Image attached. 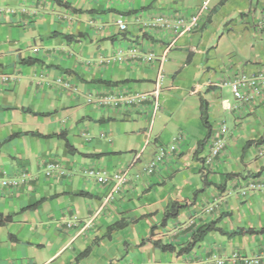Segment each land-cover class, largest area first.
Segmentation results:
<instances>
[{
	"label": "crops",
	"instance_id": "0c3cea01",
	"mask_svg": "<svg viewBox=\"0 0 264 264\" xmlns=\"http://www.w3.org/2000/svg\"><path fill=\"white\" fill-rule=\"evenodd\" d=\"M205 2L189 32L144 25L160 14L190 18ZM263 19L264 0H0V73L10 77L0 80V106L13 107L0 108V141L15 132L63 131L71 145L36 135L0 144V180L3 170L34 176L15 189L0 185V212L13 215L0 226V264H70L88 246L76 264H217L232 251L264 249V232L224 234L264 227V85L246 101L229 90L230 81L264 68ZM131 47L140 57L114 59ZM134 91L157 92L153 116L149 103L94 102ZM222 124L223 150L206 166ZM161 144L175 150L146 173ZM49 159L66 174L46 178L41 164ZM125 167L132 177L109 199L108 187L84 172ZM250 180L256 188L240 195ZM169 202L183 207L162 225ZM116 221L125 224L108 235ZM209 222L224 233L211 230L189 252H177ZM156 239L175 250L155 247L149 240Z\"/></svg>",
	"mask_w": 264,
	"mask_h": 264
},
{
	"label": "built area",
	"instance_id": "2783aa9c",
	"mask_svg": "<svg viewBox=\"0 0 264 264\" xmlns=\"http://www.w3.org/2000/svg\"><path fill=\"white\" fill-rule=\"evenodd\" d=\"M206 2L199 9L198 13L190 18H186L184 16H178L176 18H172L171 15L160 14L151 18L144 25L147 27H159V28H172L177 31V34H181L183 32L191 31L196 25L199 14L202 12V9L205 7ZM264 21V19L262 20ZM116 25L120 31L127 30V23L124 21L122 17L116 19ZM127 54L131 57L140 55L136 52L132 47L125 52L123 49L119 48L114 56L115 60L120 62H124L127 59ZM147 59H151V56H147ZM162 59V58H161ZM0 80L8 81L10 77L5 73H0ZM264 85V68L260 69L258 72L253 75H245L243 74L241 77L232 80L229 82V90L232 93L234 99L238 101H246L248 98L252 96L253 93H258L260 88ZM100 106L103 107H111V108H120V107H129V106H137L143 105L145 103H149L150 105V117L153 116L160 107V101L157 92H116V93H104L100 97L96 98L94 101ZM226 105L224 110L229 109L230 105L225 102ZM226 132L225 124H222L220 127V136L212 139L208 146V151L203 158L204 164L206 166H212L216 158L221 155L224 146V133ZM175 150V146L173 144H161L157 147L154 152L152 158L144 167V171L146 173L153 172L158 165H160L164 159L169 155L170 152ZM41 169L43 175L48 179H55L58 176H64L66 174V168L62 165V163L57 159H49L41 164ZM130 167H125L122 170L111 171L108 172L105 169L100 168H88L84 172L86 176L91 177L96 180V182L106 185L108 187V192L106 197L109 199L118 193L130 180L132 177V173L130 171ZM134 176H138V174H133ZM34 179V176L29 174L28 172H22L20 175L14 177H3L0 180V185L2 187L9 188H18L22 185H25L28 181ZM256 188V184L254 181L250 180L245 183L244 186L240 189L239 193L242 196L248 194L250 190ZM209 208L208 210H210ZM207 210V209H206ZM72 220L75 222L78 221L77 216H73ZM225 260H231L233 262H238L240 264H264V249L260 250L254 255L247 256L245 254H241L238 251H232L229 255L219 257L216 259L217 264H223Z\"/></svg>",
	"mask_w": 264,
	"mask_h": 264
},
{
	"label": "trees",
	"instance_id": "16d2710c",
	"mask_svg": "<svg viewBox=\"0 0 264 264\" xmlns=\"http://www.w3.org/2000/svg\"><path fill=\"white\" fill-rule=\"evenodd\" d=\"M221 3V2H220ZM220 5V4H219ZM218 5V6H219ZM54 35H57V33H54ZM68 38H70V36H67ZM31 62V60L25 59L24 63H28ZM117 83V82H116ZM1 109H13L12 106H0ZM23 111L33 114V115H40V116H47L50 113H34L32 112V110H30L29 108H21ZM207 108H206V103L202 100L201 102V117L203 119V122L207 125ZM20 135H36V136H40L43 138H61L65 140V144L66 147H68V149L71 147V145L69 144L68 140L65 137L64 132H58V133H50V134H41L38 133L36 131H24V132H15L11 135H9L6 139L1 140V143L6 142L7 140H10L14 137L20 136ZM82 195H88L87 192H79ZM49 198V197H48ZM47 198H42L39 201H37L36 203L28 206V209H34L36 208L43 200H45ZM183 205L178 204V203H173V202H169L167 209L165 211V215H164V219L162 221V225L165 224V222L167 221L168 218L171 217H175L178 214V211L180 208H182ZM13 221V215L12 214H3L2 212H0V226L5 225L9 222ZM124 222L123 221H116L115 223H113L107 230V234L109 235V233L111 232V230L113 229H117V228H121L124 226ZM153 230V229H152ZM151 230V232H152ZM211 230H215V231H219L221 233H224L222 231L221 228L216 226V222H209L207 224L202 225L201 227H199L196 232L193 234L192 236V240L190 242H188L184 247L180 248L177 252L178 253H185V252H189L191 249H193V247L202 240L203 236L211 231ZM264 232V227L262 228H248V229H239L237 231L231 232V233H224L227 234L228 236H232L235 234H254V233H262ZM153 243V245L161 250L164 251H174L175 247L172 244L169 243H163L162 241L156 239V240H149ZM90 252V246L86 247L83 251H81L72 261V263L70 264H76L80 259L86 257Z\"/></svg>",
	"mask_w": 264,
	"mask_h": 264
},
{
	"label": "rangeland",
	"instance_id": "374dc122",
	"mask_svg": "<svg viewBox=\"0 0 264 264\" xmlns=\"http://www.w3.org/2000/svg\"><path fill=\"white\" fill-rule=\"evenodd\" d=\"M226 57H224V58H222V59H225ZM225 117L226 116H223V119H225ZM217 121H220V120H213V122H216L217 123ZM226 121H228L229 122V120L227 119ZM21 174V173H20ZM20 174H17V175H13L14 177H16V176H18V175H20ZM1 175L2 176H6V177H9L10 175H8L6 172H5V170H3V171H1Z\"/></svg>",
	"mask_w": 264,
	"mask_h": 264
}]
</instances>
